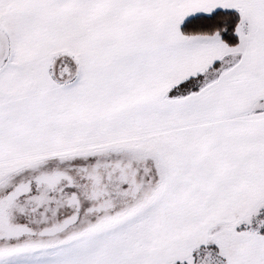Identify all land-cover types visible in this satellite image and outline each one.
<instances>
[{"label": "snow or ice", "instance_id": "obj_1", "mask_svg": "<svg viewBox=\"0 0 264 264\" xmlns=\"http://www.w3.org/2000/svg\"><path fill=\"white\" fill-rule=\"evenodd\" d=\"M0 264H264V0H0Z\"/></svg>", "mask_w": 264, "mask_h": 264}]
</instances>
